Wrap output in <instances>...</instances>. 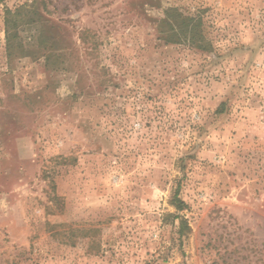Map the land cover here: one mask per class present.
Wrapping results in <instances>:
<instances>
[{"label": "rangeland", "instance_id": "1", "mask_svg": "<svg viewBox=\"0 0 264 264\" xmlns=\"http://www.w3.org/2000/svg\"><path fill=\"white\" fill-rule=\"evenodd\" d=\"M31 1L0 0V264H264V0H46L7 49ZM170 6L214 51L157 38Z\"/></svg>", "mask_w": 264, "mask_h": 264}, {"label": "trees", "instance_id": "2", "mask_svg": "<svg viewBox=\"0 0 264 264\" xmlns=\"http://www.w3.org/2000/svg\"><path fill=\"white\" fill-rule=\"evenodd\" d=\"M46 0H32L30 4H22L15 10L6 9L4 24L6 34V46L7 49H13L15 44L13 38L16 36V30L14 26L16 23L25 21V18H29L31 15H35L36 6L40 3L45 7ZM32 21V18H30ZM206 23L203 20L201 13H184L176 6H170L164 9L163 16L158 20L156 25L157 38L165 45H185L190 49L199 50L201 52L214 51L210 39L205 31ZM50 42V41H49ZM40 49L50 50L47 48V41L41 38L38 41ZM42 45V46H41ZM45 45V47H44ZM48 54L46 58H51V54ZM53 55V54H52ZM226 103L221 102L215 110V114H222L225 112ZM172 205L177 211H182L186 204L178 196L177 191L171 199ZM176 218L180 219V225L178 226L179 238L185 235L186 229H189L186 218L177 214Z\"/></svg>", "mask_w": 264, "mask_h": 264}]
</instances>
